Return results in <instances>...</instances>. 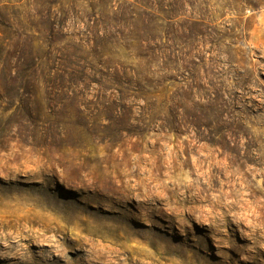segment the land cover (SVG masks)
I'll use <instances>...</instances> for the list:
<instances>
[{
	"label": "rangeland",
	"instance_id": "obj_1",
	"mask_svg": "<svg viewBox=\"0 0 264 264\" xmlns=\"http://www.w3.org/2000/svg\"><path fill=\"white\" fill-rule=\"evenodd\" d=\"M69 45L141 88L0 94V264H264V0H0L2 70Z\"/></svg>",
	"mask_w": 264,
	"mask_h": 264
},
{
	"label": "trees",
	"instance_id": "obj_2",
	"mask_svg": "<svg viewBox=\"0 0 264 264\" xmlns=\"http://www.w3.org/2000/svg\"><path fill=\"white\" fill-rule=\"evenodd\" d=\"M5 52L6 48L0 47V70L6 64ZM9 57V64L0 76L1 98L18 103L23 116L30 122L38 119L34 116L30 98L42 92L50 96L53 105L65 108L66 101L61 99L81 94L89 83L119 96L124 91L133 94L141 88L134 70L110 65L102 47L69 45L50 48L45 53L35 49H16Z\"/></svg>",
	"mask_w": 264,
	"mask_h": 264
},
{
	"label": "bare ground",
	"instance_id": "obj_3",
	"mask_svg": "<svg viewBox=\"0 0 264 264\" xmlns=\"http://www.w3.org/2000/svg\"><path fill=\"white\" fill-rule=\"evenodd\" d=\"M258 145V144H257ZM250 147H248L247 149H249ZM249 176V175H248ZM244 178V177H243ZM248 178V177H247ZM245 178V179H247ZM244 180V179H243ZM242 187L244 191H249L250 192V197L251 198V202H248V200H246V204L243 203V207L245 206V208L243 209L244 211H248L249 213H251L252 215H256L257 214V218H264V200H262V198L260 199L257 196L258 193V188L256 187V182L253 179L250 180H245L244 183H242ZM260 189V188H259ZM260 191V190H259ZM240 191H238L239 193ZM260 194L262 195V193L260 192ZM234 195V194H233ZM264 195V194H263ZM246 196V194H245ZM244 194L242 193L240 195V197H245ZM238 198V197H237ZM237 201V200H236ZM240 201L238 200V203ZM246 213V212H245ZM248 214V213H247ZM244 215V213H243ZM246 216V215H245ZM248 218V217H246ZM261 221V220H260ZM264 222V221H263Z\"/></svg>",
	"mask_w": 264,
	"mask_h": 264
}]
</instances>
